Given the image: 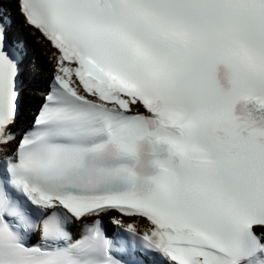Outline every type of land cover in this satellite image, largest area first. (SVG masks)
Returning <instances> with one entry per match:
<instances>
[{
  "label": "snow or ice",
  "instance_id": "snow-or-ice-1",
  "mask_svg": "<svg viewBox=\"0 0 264 264\" xmlns=\"http://www.w3.org/2000/svg\"><path fill=\"white\" fill-rule=\"evenodd\" d=\"M109 210L168 264H264V0H0V264H123Z\"/></svg>",
  "mask_w": 264,
  "mask_h": 264
},
{
  "label": "bare ground",
  "instance_id": "bare-ground-1",
  "mask_svg": "<svg viewBox=\"0 0 264 264\" xmlns=\"http://www.w3.org/2000/svg\"><path fill=\"white\" fill-rule=\"evenodd\" d=\"M32 53L34 54V56H35V59L37 60L38 58H37V56H38V54H37V50H36V48L33 46L32 47ZM41 61H38V63H37V61H36V63H35V67H37V66H39L38 64H40V66H41V64H42V66H43V63H40ZM43 68H44V66H43ZM29 114H31V113H29Z\"/></svg>",
  "mask_w": 264,
  "mask_h": 264
}]
</instances>
